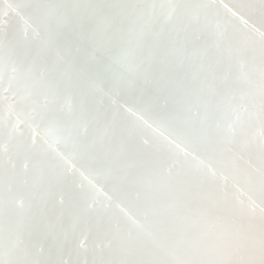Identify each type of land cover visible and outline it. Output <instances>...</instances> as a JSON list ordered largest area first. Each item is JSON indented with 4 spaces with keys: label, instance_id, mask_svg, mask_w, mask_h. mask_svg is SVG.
Returning a JSON list of instances; mask_svg holds the SVG:
<instances>
[{
    "label": "snow or ice",
    "instance_id": "snow-or-ice-1",
    "mask_svg": "<svg viewBox=\"0 0 264 264\" xmlns=\"http://www.w3.org/2000/svg\"><path fill=\"white\" fill-rule=\"evenodd\" d=\"M0 3V264H147L168 248L174 264H264V31L257 52L254 27L240 35L213 23L217 0ZM219 5L229 19L252 8ZM11 15H27L32 36L10 33ZM85 45L94 64L78 59ZM138 82L153 87L141 107L104 106ZM153 108L156 118H146ZM142 126L162 140L138 142ZM198 148L255 180L259 204L205 192L216 173L189 171ZM85 158L107 164L137 214L121 200L118 218L99 201V174L77 166Z\"/></svg>",
    "mask_w": 264,
    "mask_h": 264
},
{
    "label": "bare ground",
    "instance_id": "bare-ground-1",
    "mask_svg": "<svg viewBox=\"0 0 264 264\" xmlns=\"http://www.w3.org/2000/svg\"><path fill=\"white\" fill-rule=\"evenodd\" d=\"M240 0H224V3L229 4L231 7L232 4L239 3ZM243 2L252 5L251 11H246L244 19L241 20L239 17L231 18L225 16V10L222 5L217 6V3L213 4V9L216 12V15L213 17V23L218 24L223 28L225 26V22L227 21L229 29L235 30L240 35L246 34V25H250L257 29L258 31L253 35L252 43L259 51L260 40H259V31H264V0H243ZM0 8L6 10V5L0 3ZM27 13L28 10L25 9ZM23 15V14H22ZM8 31L14 32L19 36H23L24 33H28L29 36H32V21L28 19L27 15H24V18L21 19L16 15H11L6 17ZM78 59L86 64H94L96 62L97 54L92 51L86 45L82 48V50L77 54ZM7 80V73L5 76ZM102 86L107 88L109 87V82L104 81ZM7 87V84H5ZM153 92V87L151 83H140L138 82L132 88H122L119 91H114L111 96H105L103 98V104L105 107L112 105L113 101L117 104H127L129 106L141 107V105L137 102L138 97L143 93L144 97L151 95ZM7 95V93H5ZM159 113L158 108H153L146 113V118L151 117L155 119ZM124 119L126 120H134L135 118L130 116L129 114H123ZM13 120L16 119L15 116L12 117ZM4 120H5V130L8 127V112L5 107L4 112ZM21 127L27 134V129L24 128L23 124ZM259 123L256 122V130H258ZM153 128H148L146 126H142L140 130V137L138 138V142L140 139H146L149 141V145H153L162 140V137L159 136L158 132ZM43 135V133H40ZM51 142V141H50ZM55 147V145H54ZM61 148L63 145L60 146ZM142 147H144L142 145ZM183 147V145H181ZM253 157V159L257 158V153L255 149H252L249 153ZM197 155L199 159H193L192 157L187 158V167L189 171L194 175H201L207 169L205 166L210 167L213 171H215L216 175L211 177L208 184L205 185L204 191L207 192L209 190L221 191L226 190L229 194L230 202L236 206H239L241 203L244 205H248L251 203V199L256 201L258 205L260 202V191L258 183L253 180L249 181L246 178L241 177L237 172V164L225 157H221L219 155H211L203 149L198 148L197 152L194 153ZM203 161V165L200 163ZM77 166H83V169H91L99 174V182L98 188L100 191L97 193V198L101 203H111L112 206L110 208V212L116 216L121 217L119 209L115 207V203L118 201H123L121 207H124L126 211L131 214H137L139 212L138 206L136 205L134 199L129 197H124L123 190H118L115 188L113 181L111 180L110 170L106 163L102 161H91L88 159H80L77 161ZM87 175V173H86ZM80 178H77L79 182ZM86 183V182H85ZM106 197H112V201L109 202L106 200ZM259 207L256 208L255 216L253 222H259ZM85 242V247L91 242V238L87 236H83L81 238ZM145 243L152 246V237L144 236ZM163 243V241H161ZM6 258V257H5ZM175 253L173 249L168 248L165 253H161L155 257H149L147 260V264H174ZM75 259V257H73ZM258 264V258H257Z\"/></svg>",
    "mask_w": 264,
    "mask_h": 264
}]
</instances>
